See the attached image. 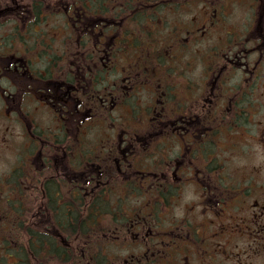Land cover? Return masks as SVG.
I'll return each instance as SVG.
<instances>
[{
  "label": "flooded vegetation",
  "instance_id": "flooded-vegetation-1",
  "mask_svg": "<svg viewBox=\"0 0 264 264\" xmlns=\"http://www.w3.org/2000/svg\"><path fill=\"white\" fill-rule=\"evenodd\" d=\"M233 4L257 17L217 36ZM195 6L201 83L167 61L196 16L163 17ZM263 62L264 0H0V236L28 220V264H264V183L227 171L264 143Z\"/></svg>",
  "mask_w": 264,
  "mask_h": 264
},
{
  "label": "rangeland",
  "instance_id": "rangeland-1",
  "mask_svg": "<svg viewBox=\"0 0 264 264\" xmlns=\"http://www.w3.org/2000/svg\"><path fill=\"white\" fill-rule=\"evenodd\" d=\"M256 1V0H255ZM240 7H234L235 4L230 5L229 6V10H225V13L227 14V17L224 16L225 20L224 23L226 24V29L222 31V33H219L217 36H221L223 35L225 38V34H227V31H230L232 28L237 30L238 27L242 28V25L246 22V24L248 22H250L251 16L252 17H257V12L254 13L252 12V10H248V6H245L243 4H239ZM201 6H199L200 8ZM235 10V12H234ZM234 12V13H233ZM218 13V12H217ZM221 13V12H219ZM222 14V13H221ZM166 17L168 19L169 22H182L184 20H187V18H191L192 16H196V20L198 21L197 25H199L198 29L193 32L188 38L190 39V43L187 46V50L185 52H183V55L181 56V54L179 53L178 58H176L174 60V58H170L167 56V61L168 62H172L173 64L177 67H182L184 65V63L187 62V59L189 58V56H191V59H193L195 62L193 63V65L190 68L184 69L185 75L187 78L191 79L193 82L197 83V81H199L198 83H201L204 75H205V71H204V63H200L199 61V56L202 55V43H205L210 39V37L213 35V29H212V25L211 22L209 20V16H210V12H208L205 17L201 18L200 17V13L199 11H197V7L195 6L193 8L192 11H189V14H183L182 10L176 11L175 13L172 12H168L167 14H164L163 17ZM222 16V15H221ZM206 22V24L208 25L209 29L206 31V33L202 34L203 32V28L200 27V23L202 24L203 22ZM173 23H171V27L173 25ZM196 25V26H197ZM170 27V28H171ZM171 31V30H169ZM167 34V33H165ZM194 35V37H193ZM187 36V35H184ZM252 38V36H251ZM213 41H215L214 39H212ZM251 39L248 40V42H250ZM247 42V43H248ZM252 43H254L253 41H251V43H248V45H251ZM190 52H193L190 54ZM253 54L250 55L251 58L250 60H256L259 56L258 53H256L255 50H253L252 52ZM263 67H264V62H263ZM263 72V73H262ZM259 72V78H257V82L256 83V89L254 91V95L252 99H258L260 100L262 103L264 102V97L261 96H257L256 93H261L262 92V87L264 86V71ZM262 73V75H261ZM224 75H226V80L227 81H232L229 84H233L235 82H238L239 80V75L234 76L233 74L229 72L225 73ZM261 75V77H260ZM234 78H231L233 77ZM198 85V84H197ZM201 88V90L203 89V87H199ZM264 108V104L263 107ZM258 121H261V119H257L256 123H258ZM255 137L257 138V140L260 142V138H261V134L259 132V127L258 130L255 131ZM16 133V132H15ZM17 135V134H16ZM244 140V138H242ZM247 141V140H244ZM17 141H14L12 143L11 148H13V144L16 143ZM243 142V141H242ZM259 142L253 143V146L250 148V152H253L251 154V156H249L248 158H245L243 156H241V154H239L238 152L234 153H229L227 158H229L228 160V166L227 167V171H228V176L233 177V178H238L237 182L238 184L243 183L247 184V182L252 179L254 182L256 183H264V143L260 142V146L256 149L257 145H259ZM1 148V147H0ZM3 148H6L5 146H3ZM247 150V148H244L243 151L245 152ZM12 153L13 150L12 149H4V155L5 157H12ZM2 158H0V174L2 172L3 169V163H2ZM255 176V177H254ZM245 178V179H244ZM264 200V197H263ZM251 199L250 198H243V201H239L237 203V205H240V208L238 207H234V208H230V212L231 213H236V214H241V208H243V206H246V203L249 202L248 204H250ZM85 214V213H84ZM86 215V214H85ZM26 218L28 219V215L26 213ZM223 221V220H222ZM229 223H233V222H229ZM28 220L24 222L22 228L20 229L19 234L16 233H10L9 230L4 231V236L6 237L7 235H11V238L8 239V243H7V248L5 249L4 246V250L2 252H0V258L1 256L7 253L13 254L17 251V248L19 246V244H23L26 248V242L28 240L29 237H25V231L28 228ZM10 229V227H9ZM14 230H16V228H14ZM13 231V230H12ZM229 236V235H228ZM24 241V243H23ZM3 243L1 241L0 243V249L2 248ZM16 261H20L18 260V257L16 255H12L10 257H8L7 259L4 260V263L2 264H7V263H13ZM27 262V261H26Z\"/></svg>",
  "mask_w": 264,
  "mask_h": 264
},
{
  "label": "trees",
  "instance_id": "trees-1",
  "mask_svg": "<svg viewBox=\"0 0 264 264\" xmlns=\"http://www.w3.org/2000/svg\"><path fill=\"white\" fill-rule=\"evenodd\" d=\"M21 225H23V223H21ZM26 233H28V228L26 229ZM27 242H28V245L26 243V248H25V246L23 244L19 245V250L21 252L16 254V256L18 257V260H20L17 264H27L28 263V258H29V239H28ZM23 243H24V241H23ZM5 258H6V256H5ZM5 258L3 260H1L2 262L0 264L4 263Z\"/></svg>",
  "mask_w": 264,
  "mask_h": 264
}]
</instances>
